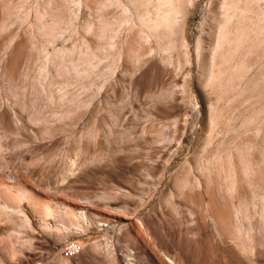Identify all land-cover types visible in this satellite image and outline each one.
I'll return each instance as SVG.
<instances>
[{"label": "rangeland", "instance_id": "rangeland-1", "mask_svg": "<svg viewBox=\"0 0 264 264\" xmlns=\"http://www.w3.org/2000/svg\"><path fill=\"white\" fill-rule=\"evenodd\" d=\"M161 1L0 0V264H264V0Z\"/></svg>", "mask_w": 264, "mask_h": 264}, {"label": "bare ground", "instance_id": "bare-ground-1", "mask_svg": "<svg viewBox=\"0 0 264 264\" xmlns=\"http://www.w3.org/2000/svg\"><path fill=\"white\" fill-rule=\"evenodd\" d=\"M163 1V0H162ZM161 1V2H162ZM167 1H163L162 3H167ZM160 3V2H159ZM169 4H170V8L167 10V12L165 13H162L161 12H157L156 13V17L155 19L153 20V22L150 24V22L146 21V22H142L143 24L145 23V26L146 27H155L156 29L159 28L158 26H160L164 21H167V23L169 22V19L168 18H173V16H175L174 14H177L176 12V9H178V7L176 8L177 5H175V1L174 0H169ZM162 10V9H161ZM176 17V16H175ZM168 19V20H167ZM173 20V19H171ZM170 20V21H171ZM175 20V19H174ZM172 22V21H171ZM174 23V22H173ZM168 25V24H167ZM163 27V25H162ZM152 29V28H151ZM167 261L169 262L168 264H177L172 258H167ZM159 264H164L163 261H160Z\"/></svg>", "mask_w": 264, "mask_h": 264}, {"label": "built area", "instance_id": "built-area-1", "mask_svg": "<svg viewBox=\"0 0 264 264\" xmlns=\"http://www.w3.org/2000/svg\"><path fill=\"white\" fill-rule=\"evenodd\" d=\"M79 253V247L75 244L70 245L65 250H63V256L65 257H73Z\"/></svg>", "mask_w": 264, "mask_h": 264}]
</instances>
